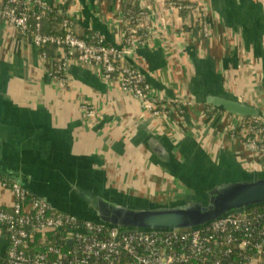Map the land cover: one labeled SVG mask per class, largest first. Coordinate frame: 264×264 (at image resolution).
<instances>
[{
    "label": "crops",
    "instance_id": "crops-1",
    "mask_svg": "<svg viewBox=\"0 0 264 264\" xmlns=\"http://www.w3.org/2000/svg\"><path fill=\"white\" fill-rule=\"evenodd\" d=\"M39 1L52 9L42 32H61L67 17L77 36L95 33L124 48L122 64L136 67L168 110L149 115L94 64L72 59L58 71L63 48H39L0 18L1 208L15 201L1 180L95 221L75 187L148 208L198 197L211 183L264 178V151L229 135L239 116L203 103L229 96L264 116V0ZM171 1L192 9L165 11ZM129 35L137 41L127 49ZM7 249L1 226L0 264ZM242 264L264 260L253 254Z\"/></svg>",
    "mask_w": 264,
    "mask_h": 264
},
{
    "label": "built area",
    "instance_id": "built-area-1",
    "mask_svg": "<svg viewBox=\"0 0 264 264\" xmlns=\"http://www.w3.org/2000/svg\"><path fill=\"white\" fill-rule=\"evenodd\" d=\"M191 9L190 4L171 1L165 11ZM51 11L39 0H0V18L29 35L35 46L63 48L58 71H64L72 59L94 64L100 68L102 79H115L149 115L167 113L169 101L151 89L136 67L122 64L124 48L106 43L95 33L77 36L67 17L63 18L61 32H42V16ZM202 31L208 34L205 24ZM136 41L129 35L125 48L130 49ZM42 54L45 56V52ZM228 131L246 150L264 151V119L239 116L238 123H232ZM1 184L15 197L11 207H0V225L8 237V264H221V257L230 254L233 247L250 250L264 260V224H258L263 214L255 210L230 213L197 228L125 232L58 211L16 182L1 180ZM39 233L43 236L42 248L29 252L30 242ZM47 234L54 236L53 243H48Z\"/></svg>",
    "mask_w": 264,
    "mask_h": 264
},
{
    "label": "water",
    "instance_id": "water-1",
    "mask_svg": "<svg viewBox=\"0 0 264 264\" xmlns=\"http://www.w3.org/2000/svg\"><path fill=\"white\" fill-rule=\"evenodd\" d=\"M203 103L237 116L264 119L258 108L229 96L206 95ZM154 150L162 157L161 146L156 145ZM74 189L90 208L96 222L125 232L197 228L227 214L264 205L262 177L211 183L197 190L198 197L148 208L121 204L79 186Z\"/></svg>",
    "mask_w": 264,
    "mask_h": 264
},
{
    "label": "trees",
    "instance_id": "trees-1",
    "mask_svg": "<svg viewBox=\"0 0 264 264\" xmlns=\"http://www.w3.org/2000/svg\"><path fill=\"white\" fill-rule=\"evenodd\" d=\"M248 210H255L257 212H261L263 214V218L259 220L260 226H262L264 224V205H260V206H255L252 208H249ZM1 227V225H0ZM43 236L39 233L36 234L33 238V240L30 242L29 244V252H33L36 250H39L42 248L41 246V240H42ZM46 240L48 241V243H53L54 241V236H52L51 234H47L46 235ZM253 255V252H251L250 250H240L237 247H233L232 251L230 254H228L227 256H222L220 259V263L221 264H242L244 261L247 260V258ZM188 264H197V262H189Z\"/></svg>",
    "mask_w": 264,
    "mask_h": 264
},
{
    "label": "rangeland",
    "instance_id": "rangeland-1",
    "mask_svg": "<svg viewBox=\"0 0 264 264\" xmlns=\"http://www.w3.org/2000/svg\"><path fill=\"white\" fill-rule=\"evenodd\" d=\"M74 207H77L75 204H73Z\"/></svg>",
    "mask_w": 264,
    "mask_h": 264
}]
</instances>
